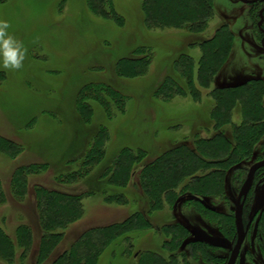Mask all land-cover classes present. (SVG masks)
<instances>
[{
	"label": "rangeland",
	"instance_id": "1",
	"mask_svg": "<svg viewBox=\"0 0 264 264\" xmlns=\"http://www.w3.org/2000/svg\"><path fill=\"white\" fill-rule=\"evenodd\" d=\"M92 1L0 3V21L27 49L21 68L0 67V138L16 147L12 154L0 153V232L13 249L10 257L0 253V264H58L86 233L103 229L118 230L92 264H157L148 253L174 264H225L236 241L237 197L249 168L264 160V91L252 107L232 96L238 90L226 89L264 85V34L256 10L238 0H211L205 29L188 33L147 27L142 0H110L116 23L95 16ZM216 31L230 34L231 44L206 83L197 76L201 44ZM137 55L150 59L146 73L119 76V61ZM181 55L193 61L189 84L176 73ZM167 76L189 96L156 95ZM252 121L261 125L255 128ZM217 136L218 146L222 137L231 147L240 144L223 179L214 176L201 190L186 178L173 187L172 200L152 203L141 166L178 147L202 157V140ZM252 136V145L243 142ZM120 153L125 171L118 162L114 166ZM129 162L132 167L125 166ZM42 191L78 197L81 210L56 230L61 238L47 253ZM193 195L215 211L187 198ZM253 216L236 264H264V168L243 208L246 221ZM174 225L186 233L172 240L163 229Z\"/></svg>",
	"mask_w": 264,
	"mask_h": 264
},
{
	"label": "trees",
	"instance_id": "2",
	"mask_svg": "<svg viewBox=\"0 0 264 264\" xmlns=\"http://www.w3.org/2000/svg\"><path fill=\"white\" fill-rule=\"evenodd\" d=\"M5 1L8 0H0V3H4ZM109 2L110 0L92 1L91 5L94 10L93 14L101 19L116 23L114 20L118 19V17L115 15ZM210 3L211 0H142L141 6L145 15V24L151 29H174L186 31L188 33H198L200 30L205 29V26L208 23L209 15L213 8ZM106 7L109 8V10H106ZM252 8L256 10L258 23L260 19L259 12L264 8V4L257 3L252 5ZM261 28L264 30V21ZM219 32L216 31L214 38L201 44L204 49V56L198 65L200 67L203 64V67L202 71L199 72L197 76L198 78L199 76L200 78L202 77L206 83L211 81L212 76L224 63L231 44L232 36L230 34L223 35ZM142 56L143 55H137L133 56L135 58L123 59L119 61L117 65L118 75L125 79L142 77L147 71L146 65H148L150 60L148 57ZM192 62L193 61L189 56L184 55H181L175 60L176 73L180 75L181 78H186L188 84L189 79L192 76L190 71L192 68ZM198 81L200 82V79H198ZM263 86L261 87L260 84L252 85L247 83L237 86L234 89L231 87L226 89L238 90V94L233 93L232 96L234 98H236V96L238 98H243V100L248 103V106L252 105V107H254L257 101L261 102V97L263 96L262 91H264ZM186 92L187 91L173 81L172 78L167 76L163 84L157 89L156 95L159 93L161 96L168 99L181 94H187L189 96V92ZM220 92L224 93L225 91L220 90ZM216 93H219V90H217ZM233 100L235 99L228 102L230 106L235 103ZM253 122H256L257 124H253V127L255 128L256 126L258 127L261 125V123L257 121H252V123ZM241 127L242 126L237 127V133L242 135V132H239V130L242 129ZM253 137L254 136L243 142H248V145H252L255 141ZM239 138H241L240 135ZM217 139H220V136L209 140H202L201 143L203 146L199 149L201 150L202 157L199 156V154L193 149L183 151L181 150V147H178L164 153L158 157L155 162L142 165L141 169L146 170L145 176L142 178L144 181V187L151 197L152 203L156 205L168 196H171L172 200L175 194L173 187L186 178H190L196 183H200L201 190H203L204 187H207V184H209V181L214 176H216L217 179L222 180L224 176L223 171H226V168L234 161V157L237 156V153L239 152L240 144L231 147L230 143L222 137V144L218 146ZM15 149L16 147L13 144L0 138V153L9 155L14 153ZM95 152L97 154L96 150ZM93 153L94 150L90 155V160L94 158ZM122 154L123 153H120L115 158L114 166L118 162L117 169H120L121 162L124 161L121 157ZM98 155L99 153L97 156ZM136 158L137 156H134L132 159L133 162L131 163L136 162ZM86 159H88L89 162V157ZM131 163L129 162L125 164V166L129 167V165L131 166ZM156 163L157 166H155ZM121 166L123 171H125L124 165ZM219 166H222V168L220 167L221 170L218 168ZM208 170L211 172L198 176L199 172H207ZM24 191L25 190H23V192ZM197 192L196 194H198ZM78 201V197H70L54 192L42 191L40 195V204L42 205V222L44 228L47 229V234L43 237V252L47 253L52 250L55 243L60 240L61 235L56 233L57 229L65 228L80 216L81 210ZM195 202L199 204L197 201ZM201 207L203 208V206ZM144 222L147 223V220ZM115 230L118 229H103L86 233L78 240L77 243L73 245L70 251L61 255L58 264H92L91 261L95 259L102 250L110 246L109 243L116 233ZM163 230L166 233H172V240L179 237L181 238V235L186 233V229L181 225L167 226ZM0 253L3 254L4 257H10L13 254L12 245L8 243V240L1 232ZM147 257L157 264H174L173 262L170 263L169 261L167 262L166 260L161 259L159 255H155L153 253H151V255L148 253L146 255V258ZM142 264H144L143 261Z\"/></svg>",
	"mask_w": 264,
	"mask_h": 264
},
{
	"label": "water",
	"instance_id": "3",
	"mask_svg": "<svg viewBox=\"0 0 264 264\" xmlns=\"http://www.w3.org/2000/svg\"><path fill=\"white\" fill-rule=\"evenodd\" d=\"M239 2L247 5H255L257 3H263L264 0H238ZM264 8L259 13V22L257 24L258 28L260 29L261 33L264 34V30L261 29L264 18ZM262 46L264 47V38L261 41ZM264 168V160L254 163L248 170L247 177L243 183L242 189L237 197L236 207H235V214H234V226L236 231V243L231 251L229 259L226 264H236L237 258L239 257V253L242 247V244L246 238L247 229L249 228V224L246 226L243 223V208L247 199V196L252 188L253 181L255 178L256 173ZM189 199H193L197 201L201 206L205 209L214 212L215 209L207 205V203L197 197L194 196H187ZM177 205V204H176Z\"/></svg>",
	"mask_w": 264,
	"mask_h": 264
},
{
	"label": "clouds",
	"instance_id": "4",
	"mask_svg": "<svg viewBox=\"0 0 264 264\" xmlns=\"http://www.w3.org/2000/svg\"><path fill=\"white\" fill-rule=\"evenodd\" d=\"M10 25L0 21V67L19 69L22 67L27 49L8 32Z\"/></svg>",
	"mask_w": 264,
	"mask_h": 264
},
{
	"label": "flooded vegetation",
	"instance_id": "5",
	"mask_svg": "<svg viewBox=\"0 0 264 264\" xmlns=\"http://www.w3.org/2000/svg\"><path fill=\"white\" fill-rule=\"evenodd\" d=\"M263 4H264V2H263ZM252 6V5H251ZM262 29V28H261ZM263 30V29H262ZM263 38H264V35H263ZM263 38H262V40H263ZM261 46H262V44H261ZM263 47V46H262ZM263 49H264V47H263ZM263 161V160H262ZM257 163V162H256ZM260 171V170H259ZM258 171V172H259ZM257 172V173H258ZM256 173V174H257ZM245 206V205H244ZM253 219H254V216L250 219V220H248V221H246L244 218H243V223H244V225L246 226L247 224H249V226H250V224L252 223V221H253ZM236 232V231H235ZM247 235V234H246ZM235 240H236V238H235ZM245 240H246V238H245ZM245 240H244V242H245ZM244 242H243V244H244ZM235 243H236V241H235ZM243 244H242V247H243ZM235 245V244H234ZM234 247V246H233ZM242 247H241V250H242ZM233 249V248H232ZM241 250H240V253H241ZM232 251V250H231ZM240 253H239V256H240ZM230 254H231V252H230ZM230 254L228 255V258H227V260H226V263H227V261H228V259H229V256H230ZM239 258V257H238ZM237 258V259H238ZM225 263V264H226ZM236 263H237V261H236Z\"/></svg>",
	"mask_w": 264,
	"mask_h": 264
},
{
	"label": "crops",
	"instance_id": "6",
	"mask_svg": "<svg viewBox=\"0 0 264 264\" xmlns=\"http://www.w3.org/2000/svg\"><path fill=\"white\" fill-rule=\"evenodd\" d=\"M162 31V30H161Z\"/></svg>",
	"mask_w": 264,
	"mask_h": 264
}]
</instances>
